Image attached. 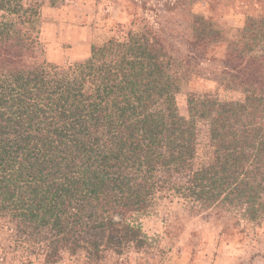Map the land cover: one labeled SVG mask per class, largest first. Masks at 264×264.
<instances>
[{"label": "trees", "instance_id": "16d2710c", "mask_svg": "<svg viewBox=\"0 0 264 264\" xmlns=\"http://www.w3.org/2000/svg\"><path fill=\"white\" fill-rule=\"evenodd\" d=\"M41 6L0 0V264L142 250L147 235L129 219L165 194L264 223V13L233 39L195 17L193 44L227 54L218 89L191 92L183 115L179 65L153 30L93 44L68 65L40 62Z\"/></svg>", "mask_w": 264, "mask_h": 264}, {"label": "rangeland", "instance_id": "374dc122", "mask_svg": "<svg viewBox=\"0 0 264 264\" xmlns=\"http://www.w3.org/2000/svg\"><path fill=\"white\" fill-rule=\"evenodd\" d=\"M42 4L40 62L68 65L86 58L93 44L122 37L129 30L150 28L178 63L179 111L187 115L191 92L218 89L219 70L227 44H193V21L204 16L233 39L249 16L264 13V0H29ZM54 3V4H53ZM199 157L210 151L208 126L199 123ZM147 235L148 245L124 255L103 253L89 259L85 251L66 253L54 264H264V223L261 225L215 210L193 212L185 202L165 194L147 212L130 217ZM0 244H8L2 235ZM2 249L0 247V257ZM30 264H46L33 257ZM7 264H25L8 255Z\"/></svg>", "mask_w": 264, "mask_h": 264}]
</instances>
